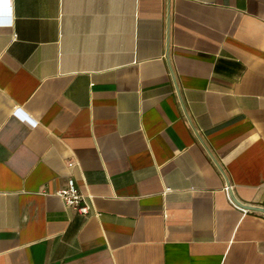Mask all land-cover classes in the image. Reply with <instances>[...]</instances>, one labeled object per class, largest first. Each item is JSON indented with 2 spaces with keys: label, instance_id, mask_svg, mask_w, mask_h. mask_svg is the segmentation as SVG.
I'll list each match as a JSON object with an SVG mask.
<instances>
[{
  "label": "crops",
  "instance_id": "crops-1",
  "mask_svg": "<svg viewBox=\"0 0 264 264\" xmlns=\"http://www.w3.org/2000/svg\"><path fill=\"white\" fill-rule=\"evenodd\" d=\"M0 264H264V0H0Z\"/></svg>",
  "mask_w": 264,
  "mask_h": 264
},
{
  "label": "built area",
  "instance_id": "built-area-1",
  "mask_svg": "<svg viewBox=\"0 0 264 264\" xmlns=\"http://www.w3.org/2000/svg\"><path fill=\"white\" fill-rule=\"evenodd\" d=\"M68 165L73 166L74 162L70 161ZM56 195L59 196L67 206L74 208L84 215L91 212V207L86 201V194L80 190L73 177L68 178L66 186L59 189Z\"/></svg>",
  "mask_w": 264,
  "mask_h": 264
}]
</instances>
